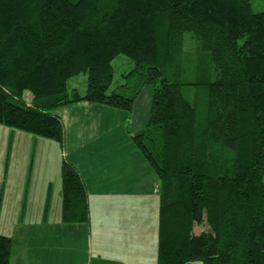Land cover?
Listing matches in <instances>:
<instances>
[{"label":"trees","instance_id":"obj_1","mask_svg":"<svg viewBox=\"0 0 264 264\" xmlns=\"http://www.w3.org/2000/svg\"><path fill=\"white\" fill-rule=\"evenodd\" d=\"M120 55L134 62L125 77L154 88L134 141L160 180L157 264H264V11L251 0H0V124L63 144L59 107L132 110L140 92L113 87ZM81 73L84 93L68 86ZM61 179L63 221L87 222L78 168L63 160ZM14 242L0 234V264Z\"/></svg>","mask_w":264,"mask_h":264},{"label":"crops","instance_id":"obj_2","mask_svg":"<svg viewBox=\"0 0 264 264\" xmlns=\"http://www.w3.org/2000/svg\"><path fill=\"white\" fill-rule=\"evenodd\" d=\"M27 98L30 99L31 95ZM151 105L152 99L151 103L147 102L145 107L148 118H120L118 123L113 126V131L112 127L108 128V125L110 122L111 124L116 123L117 120L114 122L112 118H105V105L84 100L56 109L55 112L62 119L65 129L64 143L61 148L57 146L56 150L57 152L61 150L64 160L73 163L78 168L86 184L90 217L87 222H82V225L86 223L91 225L88 229L77 223L65 225L66 222L62 219V201H60V209L54 217L59 221L58 226H65L60 229L47 226L52 233H48L50 236L46 234L43 226H46L48 218L53 215L51 202L54 194L51 190V183L49 189L46 190L47 176L43 173V178H39L38 183V185L41 184L43 190L30 195V187H34V183L37 184L33 170L31 172V169L35 168V157L37 156L36 149L32 148L29 154L30 160H28L26 185L23 187V192L22 190L18 191V198L22 193L21 216H25L26 211H33L32 204L36 201L45 202V205L41 212H32L33 216L38 215L33 221L39 228L37 236L31 234L33 233L31 231L23 232L26 246L31 247L33 240L39 244L35 252L29 250L28 262L57 264L62 257L60 243L66 242V245L76 252L78 257L75 261L76 264L79 260L82 261V264H157L160 180L155 170L144 160L132 138L134 134L145 128L150 117ZM30 134L32 133L0 124V139H7L6 165L1 175L3 180L0 185L1 216L6 212L4 202L7 201L5 200L7 186L8 193L14 194V181L8 183V180L6 182L5 180L8 179L12 169L17 149L16 147L14 149L15 141L18 142L19 152L25 161L24 155L28 153L27 147H29V142H26V139L29 140ZM39 141V138H36L34 144ZM69 141H71L73 149L66 152L65 148L67 150ZM2 151L1 149V154ZM129 159L144 166L142 172L150 175L156 186L153 197L149 196L148 187L144 191L127 187L126 180H130L129 177L137 167L132 161H128ZM107 174L111 178L109 182H105L108 179ZM89 179H95L96 182L92 185ZM132 182L136 188V181ZM22 186L23 183L17 184V187ZM33 196L35 198L39 196V199H33ZM94 196H96L95 199H93ZM97 200L103 203L99 208L95 206ZM117 202L120 206L118 210L116 209ZM128 204L138 205L129 207ZM136 207L139 211L134 210ZM122 210V216H116V211ZM99 212H102L100 218L104 220L102 223L105 226L101 225L97 229L98 233H95L93 218ZM39 221L43 223H39ZM148 221L150 223H146ZM78 228H82L80 233H77ZM33 230H36V227ZM32 236L36 238L32 239ZM56 244L58 247L54 249ZM45 254H49L51 258L45 260ZM31 257H34L33 262L30 260Z\"/></svg>","mask_w":264,"mask_h":264},{"label":"rangeland","instance_id":"obj_3","mask_svg":"<svg viewBox=\"0 0 264 264\" xmlns=\"http://www.w3.org/2000/svg\"><path fill=\"white\" fill-rule=\"evenodd\" d=\"M252 5L255 11H264V0H251ZM114 69H115V82L113 87H118L122 84H126V86L120 87L118 90L120 92L124 93L125 95H132L136 91H139L138 98L136 100L135 107L132 110L123 108V107H116V106H111V105H105V118H112L114 122L116 123L111 124V122L108 125L109 127H112L111 130L113 131V126L118 123V120L120 118H148V112L145 110L147 102L151 103V99H153V91L154 88L150 84H142L140 82V79L137 75L131 76L129 78L125 77L124 74H127L132 68L134 67V62L130 57L126 55H120L116 57L113 62H112ZM69 88H77L81 93H84L87 89V75L86 73H81L79 75H76L72 77L69 82H68ZM30 93L27 92L26 97H29ZM99 104V103H98ZM104 105V104H102ZM111 120V121H112ZM106 127V126H105ZM104 131V130H103ZM116 131V130H114ZM138 134V133H136ZM134 134V136L136 135ZM113 135V134H110ZM29 140L26 139V142L28 141L29 147L28 148V153L24 155L26 158L25 161L22 158V155L20 154V148H18L17 144L18 142L15 141V147L17 148L15 151V156L12 162V169L10 172V175L8 179L5 180V182L8 180V183L10 181H14V194L11 195L8 193V186H7V191H6V198L4 202V210L6 212L3 213V216L0 215V232L1 234L11 236L14 238V249L12 253V258H11V264H28L30 262L27 261V257L29 254V250H34L37 249V246L39 245L36 240H33L31 247L26 246V243L24 242V235L23 232L31 231L37 236V232L39 231L37 223H34L33 221L36 220L38 215H32V212H41L43 209V206L45 205V202H39L36 201L35 203L32 204L33 211H26L25 216H21V207H22V193L20 195V198H18V191L23 192V187L26 185V177H27V167L28 163L30 160L29 159V154L30 151H32V148L36 149L37 156L35 157V168L31 169V172L33 170L35 180H37V184H33L34 187H30V195L39 193L43 190L41 184L38 185L39 183V178H43V173L47 176V188L46 190L49 189V185L51 183V190L53 192V198L51 205L53 206L52 213L53 215L48 218L49 221H47L46 226H43V229H45L46 234L52 233L47 226H53L58 229L63 228L65 225H71L70 223H64L65 225L58 226V220L54 217L55 214L59 211L60 209V201H62V179H61V165L64 160L61 150L57 152L56 147L59 146L60 148L62 147V144L58 141H53L52 139H45V137H41L35 134H30ZM134 136H132L134 140ZM36 138H39V143L34 144V140ZM41 140H46V141H41ZM25 144L27 145V143ZM54 142V143H50ZM134 144L136 145V142L133 141ZM35 145V146H34ZM7 146V139H0V185L2 183V173L4 172L5 165H6V160H5V150ZM129 147V146H128ZM137 147V145H136ZM138 148V147H137ZM1 149L2 154H1ZM73 149V145L71 144V141L68 143L67 150L65 148V151L67 152L68 150L71 151ZM128 158V157H127ZM144 158V156H143ZM145 161H147L144 158ZM128 161H132L134 164L137 165L136 169L134 170L133 174L129 177L130 180H126L127 182V187L132 188V189H137L142 191L145 190L146 187H148L150 197H153V192L155 189V183L152 182V179L150 175H148L145 172H142V169L144 166H141L140 164H137V161L134 162L133 159H129ZM129 169V168H128ZM108 179L105 180V182H109L111 178L108 176ZM90 183L93 185L96 180L95 179H89ZM136 181V188L133 184L132 181ZM25 182V183H24ZM18 183H23L22 187H17ZM1 189V187H0ZM1 191V190H0ZM96 196L93 197L95 199ZM33 199H39V196L36 198L33 196ZM134 202V200H133ZM103 203L100 202V200H97L95 203L96 207H100ZM116 209L118 210L120 208L118 202L116 203ZM29 205V204H28ZM47 205V203H46ZM129 207L131 205L137 206L138 204H128ZM30 206V205H29ZM134 210L139 211V209L136 207ZM123 213L122 211H116V216L121 217ZM126 213H128V210H126ZM96 215V213H95ZM102 215V212H99L97 216L93 218V223L94 224V232L98 233L97 229L101 226L104 225L102 223L104 220H101L100 216ZM148 217L150 215L147 213ZM39 223H43L40 222ZM150 223V221L146 222ZM79 226H84L86 229H88L89 225L91 224H85L82 225V222L77 223ZM62 226V227H61ZM150 226V225H149ZM36 227V230H33V228ZM204 229H207L206 224L203 225H198L196 226L195 230L196 232H200ZM82 231V228H78L77 233H80ZM105 234V233H104ZM32 236V239H35L36 237ZM48 236H50L48 234ZM61 249H62V257L60 259V262H57V264H76L77 262L76 259L78 258L76 255L75 251H72L68 245L65 243H60ZM58 247V244H56V249ZM55 254V253H54ZM35 256V255H34ZM45 260L51 258L49 254H45ZM96 257V256H95ZM89 258V254H88ZM30 260L33 262L34 257H31ZM30 264H38V263H30ZM78 264H82V261L79 260Z\"/></svg>","mask_w":264,"mask_h":264}]
</instances>
